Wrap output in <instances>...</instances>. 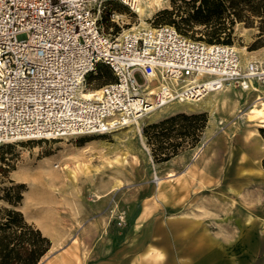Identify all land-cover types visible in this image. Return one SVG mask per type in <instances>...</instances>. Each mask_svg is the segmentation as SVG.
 Wrapping results in <instances>:
<instances>
[{
    "label": "built area",
    "instance_id": "2783aa9c",
    "mask_svg": "<svg viewBox=\"0 0 264 264\" xmlns=\"http://www.w3.org/2000/svg\"><path fill=\"white\" fill-rule=\"evenodd\" d=\"M112 1L135 11L132 0H0V148L109 134L173 103L264 86V60L243 65L232 45L166 24L107 31ZM108 20L122 28L115 12ZM98 64L113 81L91 89Z\"/></svg>",
    "mask_w": 264,
    "mask_h": 264
},
{
    "label": "rangeland",
    "instance_id": "374dc122",
    "mask_svg": "<svg viewBox=\"0 0 264 264\" xmlns=\"http://www.w3.org/2000/svg\"><path fill=\"white\" fill-rule=\"evenodd\" d=\"M143 2L148 4V8H144L145 17L143 16L142 19H145L143 21L150 26L164 25L168 22L169 17H156L158 12L163 10L171 11L173 14L170 19L175 22H179L184 16L183 0H162L159 6L153 0H143ZM103 12V24L107 31L112 26L113 31L116 32L141 25L138 14L133 13L134 11L119 1L107 2ZM111 12L119 16L118 20L122 28L111 24L109 20L105 21L104 17ZM141 27L146 26L141 25ZM260 29L259 19H256L251 27L243 22L234 24L230 45L238 50L242 61L245 59L239 51L240 48L245 47L249 52L264 50V46L249 50V47L259 39ZM180 34L192 40L208 42L204 27L196 26ZM259 55L264 57V51ZM135 77L138 82L142 81L139 74ZM112 79V74L105 68L103 75L92 77L88 81L89 88L99 89ZM187 105V103L170 104L143 118L139 126H131L132 130L126 128L122 133L111 132L104 135L3 145L0 148V187L6 184L3 177L6 173L9 179L24 184L27 190L30 189L29 196H35L33 201L32 198L28 199L31 213L38 214L47 223L41 224L42 234H77L83 226H87L88 229L92 225H100L108 235L103 241L98 238L89 240L83 249V264H117V246L127 243L130 235L127 233L137 224L142 211L151 214L158 208L154 207V204L158 203V200H165L164 194L170 188L166 186L168 180L166 176L174 169L173 162H170L172 158L166 162L154 160L142 129L144 126L158 123L177 114L204 113L208 122L207 112L190 111ZM245 111L247 110L243 113ZM203 132L193 148L181 152L200 149V153L207 144ZM116 159L119 163H115ZM193 162L194 160L188 158L182 167ZM75 163L81 164L82 171L78 172L77 178L72 181L66 176L63 166L73 167ZM179 171L180 169H175V173ZM162 179H165L163 183H159ZM178 199L182 200V205L174 208L172 212H167L168 215H194L199 211V205L205 203L206 207L217 211L223 219L231 215L236 206L233 201H231L233 205H230L226 192L219 188L197 191L193 186L191 191L184 192L178 196ZM33 203L38 204V207ZM3 205L0 203V206ZM164 213V207H161V214ZM33 225L38 229L35 224ZM226 225L221 223L220 227L226 228ZM238 236L239 234H221V241L234 242ZM257 240L264 246V234H253V241ZM124 254L127 255L128 252Z\"/></svg>",
    "mask_w": 264,
    "mask_h": 264
},
{
    "label": "crops",
    "instance_id": "0c3cea01",
    "mask_svg": "<svg viewBox=\"0 0 264 264\" xmlns=\"http://www.w3.org/2000/svg\"><path fill=\"white\" fill-rule=\"evenodd\" d=\"M263 51L252 54L257 60H264L259 55ZM252 87L254 90L249 91L229 88L209 93L197 102H184L191 106L190 111L208 113L203 132L207 144L200 154L191 149L170 160L174 169L167 175L174 176L166 177V186L170 188L164 194L165 200H158L154 204L158 208L151 214L142 211L137 224L127 233L130 234L127 243L116 248L117 264H264V246L259 240L253 241V234H264V167L261 164L264 146L259 134L261 126L249 123L243 115L253 102L264 103V86L252 82ZM244 110L247 111L236 118ZM195 154L199 156L194 159ZM188 158L194 162L182 167ZM175 169L180 171L175 173ZM193 186L197 191L210 188L225 191L230 205H233L231 201L236 205L233 213L223 220L204 203L194 215H168L167 212L182 205L178 196L191 191ZM29 194L30 189L24 195L20 211L26 221L43 232L41 224L46 222L31 213L28 199L33 201L35 196ZM33 205L38 207V204ZM161 207L165 210L163 215ZM221 223L227 224L226 228L220 227ZM99 227L92 225L86 229L87 226H83L77 234H42L51 246L38 264H83V249L89 240L103 241L108 235ZM221 234L239 236L234 242L224 243ZM157 254L161 257L156 258Z\"/></svg>",
    "mask_w": 264,
    "mask_h": 264
},
{
    "label": "trees",
    "instance_id": "16d2710c",
    "mask_svg": "<svg viewBox=\"0 0 264 264\" xmlns=\"http://www.w3.org/2000/svg\"><path fill=\"white\" fill-rule=\"evenodd\" d=\"M183 3L184 16L179 22L170 19L173 13L168 10L158 12L156 17H169L166 24L174 26L180 33L190 31L196 26L204 27L207 43L227 45H230L236 22H243L251 27L259 19V39L249 50L264 46V0H183ZM104 18L107 21L108 15ZM105 68L109 70L107 66L98 64L95 71L88 76V81L92 77L103 75ZM206 123L207 117L204 113L177 114L144 126L142 132L151 147L154 160L166 162L181 151L193 148L199 142ZM259 133L264 146V124ZM262 166L264 167V158ZM3 177L6 184L0 187V203L4 204L0 206V264H38L49 251L51 243L39 229L25 220L20 211L27 192L26 186L9 179L6 173Z\"/></svg>",
    "mask_w": 264,
    "mask_h": 264
},
{
    "label": "bare ground",
    "instance_id": "6f19581e",
    "mask_svg": "<svg viewBox=\"0 0 264 264\" xmlns=\"http://www.w3.org/2000/svg\"><path fill=\"white\" fill-rule=\"evenodd\" d=\"M133 1V6L135 8V11L133 13L135 14H138V16L141 18V25H145L146 27L150 26L147 24V22L143 21L145 19H142L143 16L145 17V9L144 8H148V4L146 2H143V0H132ZM152 1V0H151ZM155 2V4L157 6L160 5V3L162 2V0H153ZM145 4V5H144ZM163 4V3H162ZM154 8V7H153ZM153 10V9H152ZM147 12V11H146ZM149 12V11H148ZM119 17V16H118ZM121 17V15H120ZM138 26V27H141ZM239 51L241 52V54L243 55L245 61L246 60H257L258 58L254 57L252 52H249L246 50L245 47H242L239 49ZM85 96H87V94H84ZM261 98V97H260ZM259 98V99H260ZM216 101V100H215ZM215 101L213 102V107L216 105ZM233 102V101H232ZM231 102V103H232ZM224 103V100L223 102ZM258 102H253V104L248 108V111L243 114V115H246V119L247 121L250 123H256L258 124L259 126H263L264 124V103H261V104H257ZM235 105V104H234ZM186 108V107H185ZM187 108H191V106L187 105ZM241 112V111H240ZM126 128H129V130H132V127L129 126V127H126ZM126 128H121L115 132H121L126 129ZM126 135V134H125ZM116 136V135H115ZM120 139V137H119ZM110 148V147H109ZM107 150V149H106ZM200 150V149H199ZM198 150V152H199ZM119 151V150H118ZM123 152V151H122ZM133 152V151H132ZM201 152V151H200ZM200 154V153H199ZM198 154H195L194 155V159L197 157ZM110 156V155H109ZM199 156V155H198ZM127 158V157H126ZM89 161V160H88ZM127 161V160H126ZM125 162V161H124ZM115 163H119V160H115ZM76 164V163H75ZM85 164V163H84ZM81 164H76L75 166L73 167H70V166H63V169L65 170L66 172V176L74 181L76 178H77V173L82 171V168L80 166ZM95 165V164H94ZM97 167V166H96ZM65 175V174H64ZM174 175L172 173L168 174L166 177L168 178H172ZM165 179H162L159 181V183H163ZM153 253V252H152ZM156 254V253H155ZM157 257L156 258H160L161 255L160 254H157L156 255ZM157 260V259H156ZM156 262V261H155Z\"/></svg>",
    "mask_w": 264,
    "mask_h": 264
}]
</instances>
